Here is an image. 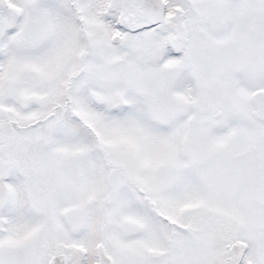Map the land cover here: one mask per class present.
<instances>
[{
	"label": "snow or ice",
	"instance_id": "obj_1",
	"mask_svg": "<svg viewBox=\"0 0 264 264\" xmlns=\"http://www.w3.org/2000/svg\"><path fill=\"white\" fill-rule=\"evenodd\" d=\"M0 264H264V0H0Z\"/></svg>",
	"mask_w": 264,
	"mask_h": 264
}]
</instances>
